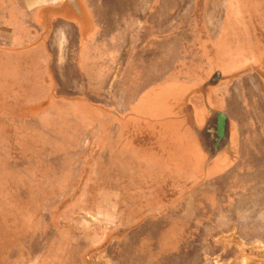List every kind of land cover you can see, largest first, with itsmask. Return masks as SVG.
Instances as JSON below:
<instances>
[{"label": "crops", "instance_id": "crops-1", "mask_svg": "<svg viewBox=\"0 0 264 264\" xmlns=\"http://www.w3.org/2000/svg\"><path fill=\"white\" fill-rule=\"evenodd\" d=\"M211 1L191 0L185 11L166 0H0V185L12 150L35 155V130L23 127L35 109L15 116L7 105H47L37 119L64 152L63 184L73 145L94 171L85 200L119 204L125 192L150 204L144 214L216 200L231 218L263 220L264 31L234 49L226 20L210 18ZM33 59L37 97L11 76ZM246 156L255 164L237 183ZM206 246L216 247L199 250Z\"/></svg>", "mask_w": 264, "mask_h": 264}, {"label": "rangeland", "instance_id": "rangeland-1", "mask_svg": "<svg viewBox=\"0 0 264 264\" xmlns=\"http://www.w3.org/2000/svg\"><path fill=\"white\" fill-rule=\"evenodd\" d=\"M113 1L118 4L117 0ZM211 2L210 18L223 24L226 20V31H231L234 49H238L237 44L244 47L246 40L252 42L258 28L264 31V0ZM166 3L170 7L183 5L186 11L191 0H166ZM207 5L210 6L208 2ZM206 16L209 17V12ZM96 43L88 52L98 50L101 42ZM32 62L29 68L22 65L21 73L11 76L28 82L29 94L37 97L39 87L35 84L41 82L33 73H39L41 68L35 65V59ZM43 83L48 87L47 80ZM46 108L47 105L21 106L18 110L10 105L6 107L15 116L35 109V118L29 117L23 124L35 130V155L12 150L7 156L9 175L6 185H0V264H264V219L231 218V211L224 213L216 200L214 205L210 200L187 203L184 207L179 203L178 207L183 210L168 207L164 214L156 213L165 208L164 204L161 210L144 214L150 204L125 192L116 197L119 204L85 200V195L90 198V193L95 191L90 186L94 171L83 169L90 165L87 154H80L79 146L73 145V154L68 155L69 179L63 184L64 152L49 145L47 138L54 141L53 135L48 133L46 123L37 119ZM53 110L48 108L50 115L55 113ZM55 142L62 146L61 140L55 139ZM246 158L244 165L235 171V179L244 171L243 166H254L253 156ZM205 189L210 191L212 187ZM223 190L221 200L226 198ZM257 205L251 204L256 210ZM211 212L217 215L215 219L204 218ZM136 215L142 221L135 219ZM200 243L216 247L199 250Z\"/></svg>", "mask_w": 264, "mask_h": 264}]
</instances>
